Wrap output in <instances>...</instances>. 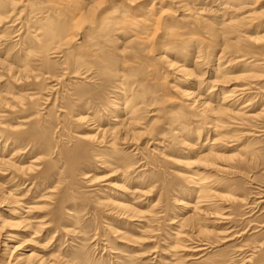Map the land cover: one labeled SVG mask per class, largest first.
<instances>
[{
  "label": "rangeland",
  "instance_id": "obj_1",
  "mask_svg": "<svg viewBox=\"0 0 264 264\" xmlns=\"http://www.w3.org/2000/svg\"><path fill=\"white\" fill-rule=\"evenodd\" d=\"M11 1L0 0V264H264V42L228 33L225 1ZM40 19H56L60 39L37 41ZM243 55L263 64L242 67ZM242 90L234 106L258 114L242 124L222 127L202 105ZM117 104L136 114L112 136L129 117ZM209 151V164L184 163Z\"/></svg>",
  "mask_w": 264,
  "mask_h": 264
},
{
  "label": "bare ground",
  "instance_id": "obj_2",
  "mask_svg": "<svg viewBox=\"0 0 264 264\" xmlns=\"http://www.w3.org/2000/svg\"><path fill=\"white\" fill-rule=\"evenodd\" d=\"M11 1V0H10ZM15 1V0H14ZM179 1V0H178ZM225 2H224V4H225V6L224 7H222V9L223 10H225V9H227V8H230V10H232V17H231V20L229 21V23L228 24H226L225 26L228 28V33H230V34H236L235 36H236V38L239 40H241V38H243V36H245L246 34H247V36H246V38L249 40V41H254V42H257V43H259V42H264V0H224ZM8 2V1H7ZM11 2H13V1H11ZM181 2V1H180ZM1 4V3H0ZM180 6H181V4H180ZM11 7V6H10ZM0 9H1V6H0ZM34 12V11H33ZM115 14V13H114ZM2 14H1V12H0V23L2 22V18H3V16H1ZM125 15V14H124ZM122 15H120V18H122L121 17ZM80 17H81V15H80ZM44 19V18H43ZM47 19L48 18H46L45 20L47 21ZM44 20V22H43V20L41 21V19H40V21L41 22H43V23H41L40 21H37V22H39V24H40V26L38 25L37 26V30L35 29V32H36V34H37V37L39 38V39H36L37 41H44L46 38L47 39H52V40H56L57 38H59L60 39V35H61V32H63V30H64V27L63 26H61V24H59L57 21H55L54 19V21H52V20H50V21H48V22H46ZM82 20V19H81ZM249 22V23H248ZM42 24V25H41ZM81 24V23H80ZM250 24V25H249ZM77 25V24H76ZM247 25H249V28H252V27H254V26H258L259 28H257V29H254V30H256L255 31V35H253V34H249L248 33V31L247 30H244L245 29V27L247 26ZM139 26H142V24L141 25H139ZM139 26L138 25H135V27H133L134 28V30L135 31H138L139 33H141L140 32V30H142V29H140L139 28ZM130 28H132V27H130ZM144 28V27H143ZM150 29H152V28H150ZM33 30V29H32ZM64 33V32H63ZM243 33V34H242ZM142 34H144V33H142ZM249 35V36H248ZM36 36V35H35ZM75 36H76V34H75ZM223 36V35H222ZM226 41V40H225ZM55 42V41H54ZM56 43H57V41H56ZM232 44H229L228 43V46H231ZM59 47H60V45H58V46H55L53 49L54 50H58L59 49ZM225 52V51H224ZM221 57V56H220ZM237 57V56H236ZM252 57V56H251ZM255 58V57H254ZM249 58H246L245 57V55H243L242 57H241V59L240 60H237V62H241V66L242 67H248L249 68V65L250 66H255V65H260L261 66V64H263V63H261V64H257V63H255V59L254 60H251V58H250V60H248ZM233 60H235V59H231V61H233ZM230 61V62H231ZM199 62V61H198ZM260 62V61H259ZM1 63V62H0ZM201 63V62H200ZM253 63H255V64H253ZM75 64V63H74ZM264 65V64H263ZM26 68V67H25ZM219 68H221V65L219 64V66H217V70L219 69ZM262 68V67H261ZM244 69V68H243ZM181 70H183L184 72L185 71H187L185 68H183V69H181ZM220 70H222V69H220ZM246 70V69H245ZM244 70V71H245ZM223 71V70H222ZM250 71H252V70H248V72H246L245 74H241V77H246L245 79H247L248 77H251V79H252V77H256L255 76V74L253 73V72H251L250 74H249V72ZM248 73V74H247ZM240 78V77H239ZM227 81V80H226ZM210 87V86H209ZM240 88V87H239ZM245 89V88H244ZM192 91H184V92H182L183 94H184V96L186 97V98H188V99H191L192 98V93H191ZM198 92V91H197ZM213 93V92H212ZM211 93V94H212ZM237 93V94H236ZM245 93H247V92H245ZM200 94H202V93H200ZM209 94V93H208ZM222 94V96H218L217 97V102H219V106L218 107H212L211 105H210V102H209V100H207V101H201L202 100V98L201 97H197V99H196V102H202V105H203V107L204 108H208L209 110H211V112L213 113V114H215V113H217L218 115H221L222 116V119H220V125L222 126V127H226L228 124H229V122L228 121H226V120H223V118H227V119H229V120H232L231 122L232 123H239V124H242V122H244L245 120H246V118H249V117H252V118H254L255 116H257L256 115V113H255V115H253V114H248V112H246V111H243L242 110V106L241 107H235L236 106V103L238 104L239 103V105H241L242 103L244 104H246L247 102H245L246 100H243L242 99V97H244L243 95H244V92H243V90L242 91H239V93L238 92H235L234 94H228V93H225V92H223V93H221ZM3 95V94H2ZM23 96V95H22ZM191 96V97H190ZM208 97H209V95H208ZM4 99V98H3ZM21 100V99H20ZM248 100V99H247ZM243 101V102H242ZM118 103V102H117ZM120 103V102H119ZM3 104H5L3 101H2V99H1V101H0V105H3ZM128 104V103H127ZM212 104V103H211ZM242 104V105H243ZM118 105V104H117ZM122 105V104H121ZM235 105V106H234ZM239 105H237V106H239ZM212 107V108H211ZM0 108H1V106H0ZM117 110L119 111V112H127V114H128V120L127 119H125L124 121H126L127 120V123H123V124H121L120 126H116V127H113V128H108L107 130H105V131H107L108 133L109 132H111V135L112 136H114L113 134H118V133H120L122 130H124L125 128H126V130H128L129 128L127 127L129 124L131 125V124H133V118H132V116H134V114H136V111L134 110V109H131V108H129V110H128V106L127 105H125L124 107H122V106H119L118 105V108H117ZM117 111V112H118ZM138 111V110H137ZM1 112H2V110H0V115H1ZM4 112H2V114H3ZM262 114H264V110H263V113ZM3 115H5V114H3ZM116 115V114H115ZM114 115V116H115ZM126 115V114H125ZM2 116V115H1ZM0 116V117H1ZM113 116V115H112ZM85 117V116H84ZM84 117H82V116H79L78 118L80 119V118H84ZM138 117V116H137ZM215 117V116H214ZM217 118V117H216ZM129 119H132V120H129ZM121 120V119H120ZM137 120V119H136ZM113 122L114 121V118L113 117H111V118H109V120L107 121V122ZM136 122H138V121H136ZM1 123V122H0ZM2 124V123H1ZM136 124V123H135ZM223 124V125H222ZM217 125V124H216ZM215 125V126H216ZM1 126V125H0ZM133 126V125H132ZM109 127V126H108ZM111 127V126H110ZM219 127V126H218ZM128 128V129H127ZM8 129V128H7ZM14 129V128H13ZM16 129V128H15ZM104 129V128H103ZM216 130V129H215ZM103 132V131H102ZM101 132V133H102ZM107 133V134H108ZM105 134V133H104ZM112 136H110V137H112ZM118 136V135H117ZM117 138V137H116ZM7 145V144H6ZM214 154L215 153H213V152H211V151H209V152H207V154H202V156H199V155H197V156H199V158L198 159H196V161L197 162H192V161H186V162H184L187 166H190V165H192V166H194V165H196V163L198 164V163H200V162H202L203 164H205L206 162V160L208 159H211V156H214ZM219 154V153H218ZM196 156V157H197ZM216 156V155H215ZM219 156H221V155H219ZM218 156V157H219ZM11 158V157H10ZM5 160V159H4ZM7 161H8V159H7ZM9 161H10V159H9ZM209 161H211V160H209ZM208 161V162H209ZM0 162H4V161H0ZM207 162V163H208ZM216 162V161H215ZM214 162V163H215ZM5 163V162H4ZM8 163H10V162H7V165H8ZM14 163V162H13ZM206 163V164H207ZM15 164L16 163H14L13 164V167L15 166ZM32 164V163H31ZM194 164V165H193ZM209 164V163H208ZM212 164H213V161H212ZM32 165H35V164H32ZM16 166H17V164H16ZM19 166V165H18ZM17 166V167H18ZM37 166V165H36ZM197 166V165H196ZM199 167H200V165H198ZM213 166V165H212ZM28 167H31V165H28ZM33 167V166H32ZM31 167V168H32ZM20 168V167H19ZM24 168H25V170H26V168L27 167H24V166H22V169L24 170ZM36 168V167H35ZM129 168V167H128ZM18 169V168H17ZM29 168H27V170H28ZM33 169V168H32ZM20 170V169H19ZM24 170V171H25ZM22 171V170H21ZM24 171H22V172H24ZM190 178H192V176H189ZM199 181V180H198ZM203 182L205 181V179L204 180H202ZM207 181V180H206ZM202 183V182H201ZM196 186H199V185H196ZM195 186V187H196ZM197 189H202V187H197ZM203 189H205V188H203ZM194 190V189H193ZM192 191V190H191ZM206 191V190H205ZM193 192H195V190L193 191ZM192 192V193H193ZM200 192V191H199ZM220 193V192H219ZM196 194H199V193H196ZM202 194V193H201ZM200 195V194H199ZM220 195V194H219ZM222 195H223V193H222ZM225 195V194H224ZM226 196V195H225ZM200 197H204V196H201L200 195ZM200 197L198 198V199H200ZM214 197V196H213ZM223 197V196H222ZM197 198V197H196ZM205 198V197H204ZM204 198H202V199H204ZM231 198V197H230ZM229 198V199H230ZM206 199V198H205ZM207 200V199H206ZM191 201H193V200H187V201H184V203H183V206H184V208H191L192 209V207H196L197 206V204H193V203H191ZM20 202V201H19ZM195 202V201H194ZM198 201H196V203H197ZM201 202V201H200ZM263 202V201H262ZM18 203V202H17ZM21 203V202H20ZM19 203V204H20ZM19 204H17V206L19 205ZM124 204V203H123ZM126 204V203H125ZM182 204V203H181ZM193 204V205H192ZM202 204V203H201ZM200 204V206H202ZM119 207H120V205H118ZM122 207H125L124 209H126L127 210V208H129L130 209V211H132V208L131 207H127V205H121ZM19 207V209H20V205L18 206ZM198 207V209L200 210V208H199V206H197ZM11 209V208H10ZM23 208H21L20 210H22ZM31 209V208H30ZM183 209V208H182ZM195 209V208H194ZM15 209H13V211H14ZM19 210V211H20ZM198 210V211H199ZM19 211H14L15 212V216H19V215H17V214H19ZM135 211V210H134ZM190 211V210H189ZM11 212H12V210H11ZM21 212V211H20ZM26 212V211H25ZM28 212V211H27ZM22 213V212H21ZM182 213V212H181ZM186 213V212H185ZM200 213V212H199ZM203 213V212H202ZM205 213V212H204ZM183 214V213H182ZM180 215V214H179ZM197 209H195V210H193V212H192V214H189V215H187V216H185V218H183L182 219V221H181V223H182V225L183 224H185V223H190L191 221H194V219L197 217V216H199V215H197ZM207 215V214H206ZM229 215V214H228ZM13 216H14V214H13ZM15 216L13 217V218H15ZM182 216V215H181ZM184 216V215H183ZM222 216V215H221ZM16 217V218H17ZM20 217V216H19ZM219 217V216H218ZM231 218V217H230ZM177 219V218H176ZM196 220V219H195ZM229 220V219H228ZM3 221V220H2ZM7 221V219L5 220V222H4V227L6 226V222ZM3 223V222H2ZM18 223V222H17ZM194 224V223H193ZM196 224V223H195ZM182 225H181V227H182ZM191 225H192V223H191ZM198 225V224H197ZM13 226H14V224H13ZM13 226H12V228H13ZM7 227V226H6ZM10 227V226H9ZM189 227H190V225H189ZM184 228H185V226H184ZM182 230H183V228H181ZM176 230V229H175ZM175 230L173 231V232H175ZM207 230V229H206ZM1 231V230H0ZM185 231V230H184ZM203 231H205V230H203ZM201 232V231H200ZM185 232H183V231H179V230H176V233H174L175 234V237H177L178 239L179 238H182V237H184V236H186V234H184ZM204 232H202V233H200L201 235L203 234ZM211 235H213V234H211ZM10 237H13L14 238V235H9ZM16 238V237H15ZM171 239V238H170ZM205 239V238H204ZM178 241V240H177ZM179 241H181V240H179ZM183 241H184V239H183ZM201 242V245H206L207 243H204L203 241H200ZM5 244H8V243H5ZM176 244V243H175ZM174 245V244H173ZM182 245V244H181ZM208 245V244H207ZM5 246V245H4ZM175 246V245H174ZM178 246V245H177ZM169 247V246H168ZM198 247V246H197ZM196 247V248H197ZM173 248V247H172ZM209 248V247H208ZM171 249V248H170ZM175 249H176V247H175ZM207 249L206 248H202L201 249V253H203V251L205 252ZM204 254V253H203ZM30 256H34V255H29L28 257H30ZM198 256V255H197ZM207 256V253L206 254H204V255H202L201 257L202 258H204L203 260L205 261L206 260V257ZM201 257H198V258H196L197 260H200V259H202ZM243 257V256H242ZM174 258V257H173ZM177 258V257H176ZM178 258H179V256H178ZM177 258V259H178ZM21 259V258H20ZM25 259V258H24ZM23 259V260H24ZM249 259V258H248ZM173 260H175V259H173ZM179 260H180V258H179ZM178 260V261H179ZM183 260V259H182ZM181 260V261H182ZM178 261H176V262H178ZM185 261V260H184ZM183 261V262H184ZM42 262H44V260L42 261L41 260V262L40 263H42ZM180 262V261H179ZM195 262V261H194ZM194 262H193V264H194ZM182 263V262H181ZM230 263H234L235 264V261L233 260V259H231V262ZM48 264H51V263H48ZM54 264V263H53ZM173 264H174V262H173ZM178 264V263H177ZM180 264V263H179ZM183 264H186V263H183ZM188 264V263H187ZM191 264H192V262H191ZM229 264V263H228Z\"/></svg>",
  "mask_w": 264,
  "mask_h": 264
}]
</instances>
